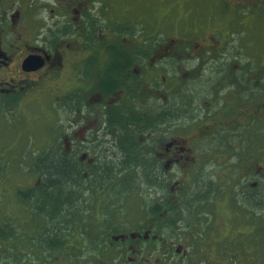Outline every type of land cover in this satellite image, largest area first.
I'll use <instances>...</instances> for the list:
<instances>
[{"label": "flooded vegetation", "instance_id": "obj_1", "mask_svg": "<svg viewBox=\"0 0 264 264\" xmlns=\"http://www.w3.org/2000/svg\"><path fill=\"white\" fill-rule=\"evenodd\" d=\"M10 1L14 0H0V97L9 99L29 98L32 92L34 93V90L38 88L37 84L43 82L45 71L51 74L53 79L61 78L63 69L66 67L64 53L72 51L67 41L63 40L69 35H79L82 37L83 42L91 47V51L76 67V82L78 86L64 97L66 106L63 105L65 109L64 116L66 114L68 117L66 120L79 119L86 113L93 114L95 112L97 114V111H99L101 116L99 121L101 124H97V129L92 130V133L85 141L76 143L72 141L71 146L67 145L69 150L65 149L67 153H78L79 162H86L85 165L74 166V168L80 169L84 178L83 185L85 188L83 189V194L77 198L80 210L75 209L76 213L72 216L73 218L82 217L85 213H88L91 206L90 201L97 209L101 211L106 209L104 205H106L107 198L103 194L107 188L105 185L106 179H110L109 183H107L108 185L113 183L115 189L117 187H120V189L124 188L123 192L118 195L124 194L125 196L122 197L116 194L117 197L112 203L113 208L123 204V200L126 211H130V205L135 201L134 204L140 208L135 223L127 222L129 220L127 216L131 214L126 213L123 233L119 231L116 225H114L113 231L109 229L111 227L109 223H111L112 219L110 216L106 217V223L101 225L93 241V243L98 242L96 246L97 250H99L96 260L93 263L91 261V264H264V171L253 170L252 172H256L255 175H261L263 179L252 181L250 179L251 172H245L247 170H244L245 163L243 161L239 163V158L237 159L236 157L241 152L235 149L236 146L234 145L236 140L240 138L239 132L235 137H231L234 134L227 132L226 134H221L219 140L216 138L218 143L223 141V147L228 144V148L220 151L203 150L202 154H196L195 157L189 153L191 150L187 149L182 141L176 139L165 149V152L168 153L171 152L170 149L172 147L176 146L175 149L177 151L169 154L168 157L165 153L162 155L157 153V148L151 149L154 147L153 142L157 143L158 141H154V135L159 133L160 118L166 117L165 110L167 109L164 105L169 102L168 100L160 102V96L156 95V93L158 95L160 93L158 88L155 87L156 83L150 85L152 86L150 93H146V87H144V79L150 69L149 62L152 61L153 54V60L155 57L160 56L157 54L160 51V46L157 49L158 45L151 44L152 38H157V36H152L149 42H138L137 36L130 35L135 23L133 25L125 24L127 22L126 18L124 21H118L117 25L125 26L124 31H128V33L123 34L127 36L117 37L115 40H113L114 38H108L105 42L93 43L87 40V36L90 33H96V28L102 27V24L99 25V13L105 16V10L95 15L92 9L88 8L89 4L84 6L82 10L77 7L84 0H43L49 4L42 3L37 5L38 8L35 12H38L33 15L34 18H31L28 17L27 12H34L30 10L36 5L34 2L31 0H20L19 6L21 8L30 9L12 10L14 7L9 4L11 3ZM56 8H62V10L59 11L54 19L48 21V10L50 13H55ZM72 9H75L78 13L82 12L83 16H85L84 29L75 26L74 22L76 21L69 20L68 11L70 12ZM39 13L42 15L40 16ZM33 19L41 30V32L37 33L36 40H32L33 45H25L24 48H21L20 46H15L12 42H8L6 38L12 33V30H15L25 22L27 23V21L30 23ZM139 33L141 32H138V35ZM184 34L187 36L188 32H184ZM260 39L262 38L256 40ZM245 40L248 41L247 39ZM53 45L55 46L53 47ZM65 45L66 47H64ZM115 52H118L126 60L128 59L125 65L127 72L122 75L124 77L122 80L108 74V68L113 62L114 54H117ZM244 52L246 53V51ZM235 53L234 50L230 54L233 56ZM233 58L236 60L237 56ZM263 59L264 55L253 62L259 63ZM164 62L162 64L163 67L169 70L171 63L167 62V60ZM219 62L220 66L217 67L219 71L212 72L213 76L216 73L221 74L222 72L223 74V65H225L227 71L232 65V62L228 63L222 58L217 63ZM173 63L175 65V62ZM155 68L156 65L152 69L153 72H159ZM157 68L160 69L159 66ZM210 71H213V68ZM258 71V69L251 68L249 65L247 69L242 68V72L238 71L242 74L240 77L237 78L235 74L233 78L223 82L224 86L225 84L228 85L223 88L222 96L218 100L226 96L228 92H231L235 104L228 113V115L232 114V116H228L229 119L238 120L240 124H242L241 120H260L258 118L244 117V115L251 117L246 107L264 104V84H261L260 80L258 82L252 81L251 78V75L257 74ZM170 73H176V71ZM110 78L114 80V87L108 85L111 84L109 83ZM230 80L231 84L227 83ZM92 93L97 94L94 95V99L90 100ZM118 93H122L121 98ZM171 95V99L170 96L168 97L171 104L175 105L174 113L167 112L172 113L174 115L173 118H175L181 115V107L179 105L176 107L180 97H176L172 93ZM188 98L190 103H193V98H196L190 90L188 94L186 91L183 93V103ZM222 106L223 104L219 105V107ZM236 107H238L237 111ZM238 112L243 116L238 114ZM111 114L115 117L113 120H144L146 126H143L145 133L139 137V148L133 152L135 160L128 167L123 166L114 170L111 169L110 165L93 164V161H99L103 156L102 153L104 152L100 150V144L106 140H111L109 137H104L107 134V120ZM163 114L165 115L160 117ZM189 120L199 121L203 119L196 117V119L189 118ZM198 125H200L201 130L204 129L202 124ZM78 126L79 124H77L75 129ZM73 128L72 125L70 129L68 128L69 135L73 134ZM186 128H191V124ZM207 128L211 132L212 126ZM117 130V126L113 125L109 131L116 134ZM182 130L180 128V131ZM98 145L99 148L97 149ZM85 147L87 148L84 149ZM94 150L95 153H93ZM160 157L161 159H166V163L161 164ZM210 157H225L229 159L230 163L237 160L235 166L227 169V172H232L234 169L237 170V180L218 182L198 179L193 181L191 186L189 185L188 191L184 192L189 197H185L181 201H172V198L167 193V189L172 183L171 181H173L172 178L177 179L184 170L193 168V172L197 169L196 166H199L202 162L206 164ZM192 163H194L193 166ZM3 183H5L4 177L0 174V187H3L2 189L5 193L6 190ZM95 183H99L100 186L95 185ZM15 184L18 185L17 183ZM101 188L102 193H100V197H96L94 203L90 195L99 194ZM149 190H154V193L150 194ZM39 191L36 187L25 188V190L20 188L13 192L7 191V193L11 194L10 198H12L13 202L18 203L21 211H23L22 216L26 217L29 223L33 219L34 223L25 233L32 237L35 249H40L45 255H51L54 253V241L50 237V232L52 231L50 229L51 222H46L43 219L49 212H40V204L36 200L31 202L36 213H29L28 208L26 209V206L23 205V196L31 195L33 197L39 194ZM86 204L89 205L88 209H86ZM186 214H188V217H186ZM114 215H117L116 212ZM144 216L160 226L162 235H159V239L156 240L153 235L155 234L153 225L146 226L141 223L142 219L140 218ZM219 217H224V220L219 219ZM164 218L169 221L161 222ZM186 221L189 230L183 227L179 228V225ZM125 227L131 229L128 230ZM167 229L179 230L176 236L182 239L187 236V244L183 246L182 244L176 245L174 243L169 248H166L168 241L164 239L163 232ZM122 236H125L128 242L138 243L140 248H146L147 246L145 245L152 243L156 248V260H144L142 256L134 258L127 254L126 251L131 249L127 241L115 240L116 238H123ZM14 237L18 238V234L13 229L11 230L5 225L0 229V240L9 239L8 241H10ZM115 243H119V246L115 245ZM109 246L112 247L109 248ZM117 248L120 251L110 258V255L115 253ZM137 252L142 253L141 251ZM30 260L28 264H41L36 260V257ZM63 260L66 261L68 259L63 258ZM76 262L83 264L82 260L79 259ZM16 263L12 262L11 264Z\"/></svg>", "mask_w": 264, "mask_h": 264}, {"label": "rangeland", "instance_id": "obj_2", "mask_svg": "<svg viewBox=\"0 0 264 264\" xmlns=\"http://www.w3.org/2000/svg\"><path fill=\"white\" fill-rule=\"evenodd\" d=\"M31 1L36 4L31 9L21 8L19 6L20 0L10 1L9 4L14 7L12 10H33L34 12H27L28 17L31 18H34L33 15L38 12H35L38 8L37 5L49 4L43 0ZM87 4L95 15L102 10L106 11L105 16L99 13V25L102 24V27L96 28V33L88 34L87 40L89 42H105L108 38L115 40L117 37L127 36L125 34L128 31H124L125 26L117 25L118 21H124L126 18L125 24L133 25L135 23L130 35L137 36L138 42H149L152 36H157V38H152L151 44L158 45L157 49L160 46V51L157 53L160 56L153 60V54L152 61L149 62L150 69L144 79V87H146V93H150L152 87L150 85L156 83L155 87L160 91L159 95L157 93L156 95L160 96V101H169L164 106L167 111L172 113H174L175 105L171 104L168 96H172V93L176 97H180L176 107L178 105L181 107V115L171 119V114H166L168 118L165 117V121L160 124L159 133L154 135V141H158L157 143L153 142L154 147L151 149L157 148V153L160 155L165 153L168 157L169 154L177 151L176 146L172 147L171 152L168 153L165 152V149L176 139L182 141L186 148L191 150L189 153L195 157L196 154H202L203 150L220 151L228 148V144L223 147V141L218 143L219 136L230 132V134H234L231 137H235L239 132L240 138L236 140L234 145L236 146L235 149L241 153L236 158H239V163L242 161L245 163L244 170L251 172L250 179L252 181L263 179L261 175H255L256 172L252 171H264V104L246 107L251 117L246 115L244 117L260 120L246 119L241 120L242 124H240L238 120L228 118V116H232V114L228 115L230 109L235 106L231 92H228L220 100L218 98L222 96L223 88L228 85L224 83V86L223 82L233 78L235 74L237 78L240 77L242 74L238 71L242 72V68L247 69L249 65L251 68L254 67L259 70L257 74L251 75L252 81L258 82L260 80L261 84H264V59L259 63L253 62L264 55V0H84L77 7L82 10ZM49 10L47 17H49L48 21H51L62 8H56L55 13H50ZM39 15L42 14L39 13ZM68 17L70 21H76L74 22L75 26L84 29V19L86 18L82 12L78 13L72 9L70 12L68 11ZM39 32L41 30L33 19L30 23L27 21V23L25 22L12 30L6 39L15 46L24 48L25 45H33L32 40H36ZM138 32L141 33L138 35ZM184 32H188V35L186 36ZM76 36L69 35L63 39L67 41L72 51L64 53L66 67L63 69L61 78L53 79L51 74L45 71L43 82L37 84L38 88L34 90V93L32 92L29 98L17 99L13 102L14 99L0 97V174L4 177L5 183L3 185H5L6 190L4 193L3 187H0V229L5 225L18 234V238L14 237L10 241H8L9 239L0 240V264H11L12 262L28 264L30 259L35 257L41 264H58V262L59 264H79L76 262L77 259L82 260L83 264H91V261L93 263L96 260L99 250L96 246L98 242L93 243V241L101 225L106 223L107 216L112 219L109 223L111 224L109 229L113 231V227L116 225L121 233L124 232L126 213L131 214L127 216V218L129 217L127 222L135 223L138 218L140 208L134 204L136 201L130 205V211L124 209V200L122 201L123 204L116 206L117 209L112 207V203L117 197L116 194L122 193L124 188L117 187L115 189L113 183L108 185L110 179H106L107 188L103 194L107 201L104 205L106 209L103 211L94 207L90 201V211L82 217L77 216L72 221L62 206L57 205L56 209L49 206V211L55 213L54 218L52 217V227L54 224L57 226L63 220H71V227L65 235L61 234L60 238L54 239V253L45 255L40 249H35L32 237L25 233L34 223L33 219L29 223L26 217L22 216L23 211H21L18 203L13 202L10 198L11 194L7 193V191L13 192L20 188L25 190V188H36L37 185H41L40 178L31 172L33 160L29 154L40 152L47 144L46 140L54 138L55 133L62 136L63 149L69 150L67 145L71 146L72 141L75 143L85 141L92 130L97 129V124H101L99 111L97 114L95 112L93 114L86 113L83 117L74 120H66L68 117L66 114L64 116L63 105L66 106L64 97L78 86L76 67L91 51L90 45L84 43L79 35ZM259 38L262 39L257 41L256 39ZM127 40L130 42L129 39ZM158 42L159 44H157ZM260 42L262 43L257 44ZM234 50L236 53L232 56L230 53ZM235 56H237L236 60L233 58ZM220 58L228 63L232 62V65L229 71L223 65V74L221 72V74L216 73L213 76L212 72L219 71L217 67L220 66V62H217ZM166 60L171 63L169 70L162 65L166 63L164 62ZM155 65V70H159V72H153L152 69ZM212 68L213 71H210ZM172 71H176V73H170ZM116 77L119 80L124 78L120 75H116ZM230 82L231 80L227 83ZM189 90L196 98H193V103L189 102V98L183 103L182 95L185 91L188 94ZM209 90L211 91L208 92ZM95 94L97 93L90 95V100L94 99ZM118 95L121 98L122 93H118ZM220 104L223 106L219 107ZM237 109L238 107H236V111ZM238 114L242 115L239 112ZM196 117L203 120H189V118L196 119ZM179 118L181 119L178 120ZM77 124L79 126L75 129ZM190 124L191 128H186ZM198 124H202L204 129L201 130ZM71 125L74 127L73 134L69 135L68 128L70 129ZM210 126H212L211 132L207 128ZM180 128L183 130L180 131ZM106 141L102 143L105 153L110 147ZM160 161L161 164L166 163V159H161V157ZM236 161L230 163L229 159L225 157H210L206 164L202 162L196 166L197 169L193 172V168L184 170L177 179L172 178L174 182L171 181L172 183L169 185L172 192L168 188L167 193L172 201H181L185 197H189L184 192L188 191L189 185L191 186L195 180L235 181L237 180V170L227 172V169L235 166ZM193 165L194 163H192ZM95 185L100 186L99 183H95ZM13 188L15 189L13 190ZM84 188L85 186L82 185L80 191V187L76 186L75 191L78 196L83 194ZM100 193H102V188L99 194L90 195L93 202L96 197H100ZM149 193L153 194L154 190H149ZM118 196L124 197L125 195ZM53 197L62 199L60 193H55ZM86 205V209H88L89 205ZM70 211L72 215L76 213V210L70 209ZM115 212L117 215H114ZM140 219H142L143 225L154 226L155 234L153 235L156 240L159 239L162 235L160 226L150 221L146 216ZM219 219L224 220V217H219ZM167 221L169 220L165 218L161 220L163 223ZM181 227L189 230L187 221L179 225V228ZM178 232L177 229H167L163 232L164 239L168 241L166 248L174 243L183 246L187 244V236L182 239L176 236ZM112 233L114 234V232ZM122 237L115 240L127 241L128 246L131 247L126 251L127 254L134 258L142 256L144 260H156V248L152 243L145 245L146 248H140L138 243L128 242L125 236ZM115 245L119 246V243H115ZM119 251L117 248L116 252L110 255V258ZM63 258L68 260L64 261Z\"/></svg>", "mask_w": 264, "mask_h": 264}, {"label": "trees", "instance_id": "obj_3", "mask_svg": "<svg viewBox=\"0 0 264 264\" xmlns=\"http://www.w3.org/2000/svg\"><path fill=\"white\" fill-rule=\"evenodd\" d=\"M113 62L108 68V74L110 76L116 75H124L127 72L126 60L122 55L115 52ZM130 62V61H129ZM108 84L111 87H114V80L110 78ZM172 96H170V99ZM17 99H14L15 102ZM162 102V101H160ZM166 114L167 110H165ZM173 118L174 115L170 113ZM161 115L160 117L164 116ZM109 119L107 120V128H106V136L111 140H107L110 144V147L107 149V153L104 152L102 148V144H100V150L104 153L99 161H93V164H104L110 165L111 169H118L120 167H128L135 160L133 157V152L135 149L139 148V137L141 134L145 133L144 120H113L115 118L113 114L109 115ZM168 118V117H166ZM171 118V119H172ZM170 119V118H169ZM165 121V118H160V124ZM113 125H116L118 130L116 134L110 133V129ZM121 130V132H120ZM120 135L121 138H120ZM62 136L58 133L54 134V138L46 140V145L43 147L40 152H36L34 154H29V157L33 160V168L32 173L36 174L39 178L42 185L37 186L38 190H40L35 196L26 195L23 196V205L28 208V212L33 214L36 213L33 206L32 201L36 200L37 203L40 204V212L47 213V216H44L46 222H51L52 231L50 232V237L52 241L54 239L60 238L61 234L65 235V233L70 229V221L75 218L72 216L73 210H80V204L78 203L77 198L79 197L76 193V186L82 188L84 178L82 177L80 169L74 168V166L85 165L86 162L78 161V153H67L62 146ZM112 141V143H111ZM99 147V145H98ZM94 149V148H93ZM95 153V150L94 152ZM115 154V155H114ZM112 155L114 157L112 158ZM92 164V163H91ZM71 190V191H70ZM55 193H60L62 199L54 198L53 195ZM60 205L66 211L67 216L69 217L68 221H61L57 226L54 224L52 227V217L54 218V214L52 211H49V206H53L56 209V206ZM55 221V220H54Z\"/></svg>", "mask_w": 264, "mask_h": 264}]
</instances>
